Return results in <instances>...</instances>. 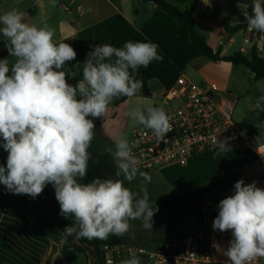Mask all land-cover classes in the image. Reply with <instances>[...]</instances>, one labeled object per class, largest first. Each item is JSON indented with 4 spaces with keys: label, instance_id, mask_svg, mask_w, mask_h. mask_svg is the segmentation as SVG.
Listing matches in <instances>:
<instances>
[{
    "label": "clouds",
    "instance_id": "clouds-1",
    "mask_svg": "<svg viewBox=\"0 0 264 264\" xmlns=\"http://www.w3.org/2000/svg\"><path fill=\"white\" fill-rule=\"evenodd\" d=\"M243 17L249 30L264 33V0H253L251 13L244 12ZM54 35L48 25L24 22L17 9L0 14V36L14 60L10 64V59H0V147L8 153L6 166L0 165V184L12 194L33 199L51 184L60 215L73 220L62 231L64 240L123 236L134 220L151 230L158 208L149 203L151 176L140 170L133 153L137 142L120 137L114 150L106 149L116 165L115 175L123 179L82 181L92 158L88 149L94 139V119L104 117L114 98L137 93L142 87L136 78L139 69L163 59L158 45L97 44L83 62L82 79L72 85L68 79L77 74L65 66L77 53L68 43H57ZM127 115L151 130L157 141L171 131L162 107H136ZM215 142L217 155L229 149L226 141ZM138 177L139 192L125 186ZM212 227L221 233L231 230L232 239L223 251L229 264L264 258V189L255 181H237L234 194L219 202ZM119 264H140V259L132 255Z\"/></svg>",
    "mask_w": 264,
    "mask_h": 264
},
{
    "label": "crops",
    "instance_id": "crops-1",
    "mask_svg": "<svg viewBox=\"0 0 264 264\" xmlns=\"http://www.w3.org/2000/svg\"><path fill=\"white\" fill-rule=\"evenodd\" d=\"M251 4L253 0H198L192 16L198 29L205 36L208 46L218 50L220 55L229 56L238 51L243 52L241 48L245 32L239 29L228 34L226 28L246 24L243 13L248 12ZM173 5L183 12L188 11V3ZM11 9L22 12L24 22L30 25L37 27L48 25L54 30V40L57 43L66 42L74 48L77 56L74 61L66 64L68 69H74L97 44L120 47L134 32L139 31L151 43L158 45V50L175 65L180 75L188 80L196 77L205 84L216 83L220 88L236 96L234 112L238 104L237 96L245 94L249 90L250 79L254 80L253 74L245 67L250 73V79L239 66L200 56L190 42L184 25L171 19L167 13L157 9L150 2L0 0V14ZM259 41L264 43L263 38ZM244 53H248L247 50ZM260 57L264 60V50ZM5 58L10 59V64L14 62L9 55L6 41L0 36V59ZM156 82L161 86L155 79L150 80L147 85ZM127 98L129 97L114 98L108 105L104 117L94 119V131L101 133L106 142L104 150L107 149L106 145L114 150L115 141L120 137L130 140L133 131L137 129L136 127L125 131V127L122 126ZM262 117V114L256 115L251 110L244 111L240 116L242 123L238 124L244 131L252 132L262 127L259 122ZM97 133L96 144L101 147L97 143ZM91 147L94 148L92 145ZM235 151L247 152L252 156V159L243 165L253 166L256 171L251 175L250 181L244 182H256L260 172L254 154L248 150ZM107 154L116 169L112 155ZM0 161L6 166L1 157ZM39 200V196L33 199L26 194L15 195L0 190V264H68L61 255L66 241L63 237L58 239V235L53 233L54 229L51 226L47 229L49 225L42 222L46 214L41 212L42 205ZM205 201L203 199V202Z\"/></svg>",
    "mask_w": 264,
    "mask_h": 264
},
{
    "label": "built area",
    "instance_id": "built-area-1",
    "mask_svg": "<svg viewBox=\"0 0 264 264\" xmlns=\"http://www.w3.org/2000/svg\"><path fill=\"white\" fill-rule=\"evenodd\" d=\"M245 37L241 51L254 47L260 56L264 43L259 40L264 33L243 28ZM155 97V93H149ZM158 102L164 105L171 131L163 141H157L151 130L137 128L129 141L138 147L133 153L141 171H157L172 165L183 166L197 154L212 149L218 141H226L234 150H248L255 156L260 177L257 187L264 189V117L262 127L252 132L244 131L234 120L236 98L216 83L193 82L182 75L169 88L162 87ZM264 109V108H263ZM246 184L252 182H245ZM234 194L230 187L222 199ZM218 215V203L203 202L198 214L200 228L189 235L174 236L151 247L120 244H103L99 251L103 264H119L132 255L140 264H229L223 251L232 239L231 230L219 232L212 224ZM250 264H264V258H256Z\"/></svg>",
    "mask_w": 264,
    "mask_h": 264
},
{
    "label": "rangeland",
    "instance_id": "rangeland-1",
    "mask_svg": "<svg viewBox=\"0 0 264 264\" xmlns=\"http://www.w3.org/2000/svg\"><path fill=\"white\" fill-rule=\"evenodd\" d=\"M239 68L250 79V73L242 66H239ZM189 80L200 82L196 77H191ZM249 85V90L245 94L237 96L238 104L233 114V118L237 123H242L240 116L244 111L251 110L256 115L262 114L264 117V80L250 79ZM148 89L149 93L151 91L155 93V97L144 94L140 88L134 97L127 98L128 101L124 105L125 115L122 116V126L125 127V131L143 127L127 115L133 108L140 107L144 109L150 105L164 107L163 104L158 102V94L162 90L161 86L157 82L151 83L148 85ZM234 97L236 98V96ZM242 125L246 127L244 124ZM94 133L91 145L100 152L109 153L103 149L106 144L104 137L99 132L94 131ZM96 133L97 143L101 147L96 144ZM0 144H2V140H0ZM106 146L108 148L109 145ZM218 151V147L215 146L192 156L183 166L172 165L148 172L151 176V182L147 184L149 203L153 208H158L153 217L152 229L146 230L140 220L130 221L133 227L127 234L122 236L123 244L151 247L174 236L180 237L192 234L200 228L198 215L194 212L200 211L203 199L219 203L222 200L221 195L237 181L241 179L250 181L251 175L256 169L250 165H243L248 163L249 159H252L249 153H240L230 147L219 155H217ZM7 156L8 153L3 147H0V157L5 164ZM109 177L113 180L123 179L122 176L117 177L116 175H110ZM140 183L138 177L130 184L125 182V186L134 192H139ZM39 197L41 200L40 205H42L40 210L46 214L42 222L44 221L49 225L47 229L51 226L54 229V235L57 234L58 239L61 238L60 221L63 216L60 215V206L55 198V189L51 184H48ZM71 221L73 222L72 219ZM37 223L40 224L41 222L37 221ZM69 264H85V259L82 254L77 253Z\"/></svg>",
    "mask_w": 264,
    "mask_h": 264
},
{
    "label": "trees",
    "instance_id": "trees-1",
    "mask_svg": "<svg viewBox=\"0 0 264 264\" xmlns=\"http://www.w3.org/2000/svg\"><path fill=\"white\" fill-rule=\"evenodd\" d=\"M140 2H150L157 9L167 13L168 16L180 23H182L186 29L190 42L196 48L198 54L212 61H222L231 63L234 66H243L253 74L254 80L264 79V60L257 55L254 47L247 50L248 53L235 52L229 56L220 55L218 50H213L208 46L205 36L200 32L196 23L193 20L192 13L197 5L198 0H137ZM173 3H188V11L183 12L173 5ZM252 4L248 7V13H251ZM246 24L235 26L234 28H226L228 34L232 31L245 28ZM141 41L150 42L139 31L133 33V35L126 41ZM125 44V43H124ZM124 44L120 47H123ZM159 54L163 57L160 61H153L147 68L141 67L136 74V78L142 82V91L144 94H149L147 83L150 80H157L162 87L169 88L173 85L175 80L179 77L180 72L175 65L158 50ZM87 59L84 57L81 62L74 68L68 69L65 66V70L75 72L77 75L75 78H69L68 83L75 85L80 79H82L83 62ZM135 96V95H134ZM133 96V97H134ZM88 151L91 153V159L89 160L88 173L84 179V183L90 182L92 178L99 177L101 179H110V175H115L116 169L113 162L107 153H102L90 146ZM0 165L3 163L0 161ZM4 166V165H3ZM0 190L8 192L6 187L0 184ZM10 193V192H8ZM198 215V212H194ZM71 217H63L60 221V229L62 237V231L70 226L73 222ZM66 245L63 247L61 255L63 259L69 264L77 253L83 255L85 264H103V257L99 251V248L103 244H120L123 241L122 236L110 235L107 239H87V238H75L74 236H68Z\"/></svg>",
    "mask_w": 264,
    "mask_h": 264
}]
</instances>
